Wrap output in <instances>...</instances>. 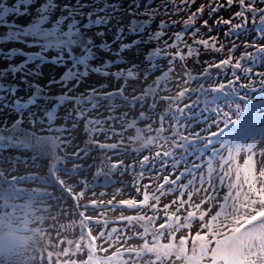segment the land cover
<instances>
[{"label":"rangeland","instance_id":"374dc122","mask_svg":"<svg viewBox=\"0 0 264 264\" xmlns=\"http://www.w3.org/2000/svg\"><path fill=\"white\" fill-rule=\"evenodd\" d=\"M201 4L209 0H0V175L27 186L20 199H0V214L23 213L42 237L31 264H264V134L228 135L213 155L205 148L227 117L241 120L247 101L257 113L264 100V54L242 55L255 50L246 42L264 45L254 30L260 16L248 13L247 30L232 40L213 21L238 5L211 18L205 7L197 38L225 47L193 45L200 54L190 57L173 45ZM228 57L229 75L199 79ZM237 63L239 104L228 96V106L212 96ZM115 90L116 98L86 101ZM37 137L59 142L60 168ZM104 158L115 162L111 177ZM104 176L117 181L103 185Z\"/></svg>","mask_w":264,"mask_h":264},{"label":"snow or ice","instance_id":"6c2138e0","mask_svg":"<svg viewBox=\"0 0 264 264\" xmlns=\"http://www.w3.org/2000/svg\"><path fill=\"white\" fill-rule=\"evenodd\" d=\"M261 3H264V0H260ZM184 4H195L196 0H183ZM234 4L238 5L239 10H237L235 13L232 14L231 17L229 18H218L213 21V26L219 27L221 25H226L229 26L228 31L225 33L226 36L234 35L236 34L239 30L243 29L246 24L248 23V13H254L252 19L253 22H255L256 15L260 16V24L264 25V7L262 8H256V0H226V4H221L219 0H209V4L207 6L201 4V6L196 9L192 13L190 17H188L186 20L183 21V24L185 21H187L188 24V29L183 32L182 35H177L175 37V44L173 47H183L187 48V52L190 57L193 56H199V49L197 47H194L193 45H199L203 46L205 50H215L216 52H222L225 45L217 43L218 38L209 36L207 39L204 38H197L198 34L200 33V28L199 27H194L196 20L199 17L203 16V13L205 11V7L210 8L209 11V18H211L213 15L221 12L227 7H231ZM233 19H238L240 20L239 23H233ZM202 27L208 28V31H212V26H209V20L204 19L202 22ZM189 29H192L191 31V36L193 38V44H188L187 41L184 40L185 34L188 32ZM259 33L262 35V38H264V27H262L259 30ZM247 47H254L256 51H258L261 54H264V45H256L252 43H247ZM237 47V45L234 43L229 50L230 53ZM244 55V54H243ZM253 53H247V56L249 59L252 58ZM231 63V57L224 58L220 60L218 63H215L217 67H222L224 64H230ZM239 63L236 65V67H239Z\"/></svg>","mask_w":264,"mask_h":264},{"label":"clouds","instance_id":"9594fccd","mask_svg":"<svg viewBox=\"0 0 264 264\" xmlns=\"http://www.w3.org/2000/svg\"><path fill=\"white\" fill-rule=\"evenodd\" d=\"M37 148L51 157L55 166L61 157L57 149L59 142L51 137H37ZM23 213L0 214V261L3 264H31L34 258V249L42 237L35 230H30L25 220L21 219Z\"/></svg>","mask_w":264,"mask_h":264},{"label":"trees","instance_id":"16d2710c","mask_svg":"<svg viewBox=\"0 0 264 264\" xmlns=\"http://www.w3.org/2000/svg\"><path fill=\"white\" fill-rule=\"evenodd\" d=\"M27 55H39V53L36 54L34 52H26ZM48 59V58H46ZM49 60V59H48ZM11 147H16L20 149L15 143L8 142ZM104 175H109L110 172L107 168L106 171L103 172ZM111 177V175H110ZM49 178L52 181H56L57 178L52 175L51 170L49 172ZM27 189L26 184H20V182L13 185L11 181H9L6 177L3 175H0V199L2 200H14V199H20L22 195V191ZM35 192V191H34ZM33 192V193H34ZM94 252V249H91L90 253Z\"/></svg>","mask_w":264,"mask_h":264},{"label":"water","instance_id":"95a60500","mask_svg":"<svg viewBox=\"0 0 264 264\" xmlns=\"http://www.w3.org/2000/svg\"><path fill=\"white\" fill-rule=\"evenodd\" d=\"M218 68H219V67H217V66H212V67L208 68V70H207L206 73L204 74V77H206V75L209 74V71H216ZM4 73H5V74H7V73H12V70H8V69H6V70H4ZM100 95H102V94H100ZM100 95H98V94H96V95H95V94H92V95L90 96V98L99 97Z\"/></svg>","mask_w":264,"mask_h":264},{"label":"flooded vegetation","instance_id":"af4514ba","mask_svg":"<svg viewBox=\"0 0 264 264\" xmlns=\"http://www.w3.org/2000/svg\"><path fill=\"white\" fill-rule=\"evenodd\" d=\"M262 7H264V4H263V6H260V7H258V8H262ZM252 14V13H251ZM257 19V18H256ZM258 20V19H257ZM259 25H260V27H262V26H264V25H261L260 23H259ZM221 74V73H220Z\"/></svg>","mask_w":264,"mask_h":264}]
</instances>
